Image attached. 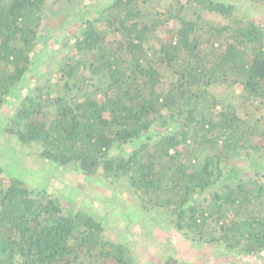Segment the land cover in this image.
I'll use <instances>...</instances> for the list:
<instances>
[{"label":"trees","instance_id":"obj_1","mask_svg":"<svg viewBox=\"0 0 264 264\" xmlns=\"http://www.w3.org/2000/svg\"><path fill=\"white\" fill-rule=\"evenodd\" d=\"M62 1L0 0L5 134L40 150L0 165V264H140L154 223L264 257V0Z\"/></svg>","mask_w":264,"mask_h":264},{"label":"rangeland","instance_id":"obj_2","mask_svg":"<svg viewBox=\"0 0 264 264\" xmlns=\"http://www.w3.org/2000/svg\"><path fill=\"white\" fill-rule=\"evenodd\" d=\"M82 2H86L90 5H96L99 2H104V0H80ZM232 3H241L242 1L238 0H226ZM73 0H64L60 4L65 7H69L68 9L70 11L73 10L77 11L75 9V5L72 4ZM59 4V3H57ZM255 15H258V18H264V11L260 10L258 13L254 12ZM41 33H43L44 36L47 35V31L51 30V27H49L47 30H43L44 23L41 25ZM52 33L58 34L59 31H52ZM43 36V37H44ZM54 40H50L48 43H45L43 40L41 43H39L36 53H37V59H40L42 61V65H46V56L49 52H51V44ZM64 42V38H61L60 43ZM62 53L61 51H57L56 54ZM48 62V61H47ZM49 63V62H48ZM37 76L36 74L31 75L29 78V84L33 85V81L31 77ZM42 79V78H41ZM39 81H35V83H38ZM29 85V86H30ZM32 88L29 90L28 93H32L34 88L33 86H30ZM222 90H225V87L222 88ZM26 93V91H25ZM256 107H253L250 103H245L240 107V111L243 114L249 113L250 111H255ZM258 113V112H257ZM12 114V111L10 109L4 110V112L0 115V165L8 171H19L23 168H29V169H35V167H38V163H34L31 159V154H37L40 152L39 146L34 147H27L21 144L17 138L14 135L5 134V125L8 124V121L6 118ZM21 168V169H20ZM46 177V176H45ZM52 185H53V179ZM83 182V181H81ZM83 185H88L89 183L85 180L83 182ZM84 187V186H83ZM83 187L82 190H83ZM100 187V186H99ZM51 188V187H50ZM58 192V191H57ZM93 194H96V192H92ZM59 194V193H58ZM62 197V196H61ZM66 199V197H65ZM90 198L85 194H79L78 199L76 200V205L79 207L80 204L88 203L91 204ZM66 205L71 206L72 201L71 200H65ZM87 204V205H88ZM116 204V203H115ZM117 206V204H116ZM118 207V206H117ZM119 209V208H118ZM113 213V210L111 211V208L107 206V214ZM151 216H155L157 221H161V218L159 216H156V213H151ZM164 223V221L160 222ZM160 225L159 223H154L156 230H154L152 227H146L143 225L140 226H133L128 231L125 232L129 239V243L131 247L134 249L135 254H137V259L140 264H163L165 261L164 258L170 257L171 255L174 256V258L183 259L184 257L187 259H191L194 262H205L207 264H264V257H262V254H257L256 256H228L224 255L220 249L216 247H204L199 246L197 244H193L190 241H186L183 238H181L180 235L175 233L174 230H172V227H167L166 225L161 224L160 229L156 225ZM167 239V240H166ZM166 240V241H165ZM170 244H173V246H169Z\"/></svg>","mask_w":264,"mask_h":264}]
</instances>
